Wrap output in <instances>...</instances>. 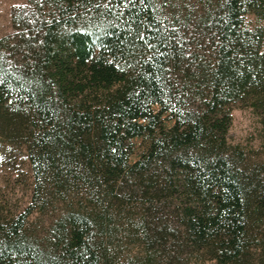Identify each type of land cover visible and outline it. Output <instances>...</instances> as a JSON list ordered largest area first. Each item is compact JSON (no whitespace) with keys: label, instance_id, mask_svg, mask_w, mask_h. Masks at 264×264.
<instances>
[{"label":"trees","instance_id":"1","mask_svg":"<svg viewBox=\"0 0 264 264\" xmlns=\"http://www.w3.org/2000/svg\"><path fill=\"white\" fill-rule=\"evenodd\" d=\"M12 25L0 141L39 174L52 150L119 185L104 230L77 238L74 217L48 258L0 190V264H264V165L228 138L248 107L264 148V0H28ZM91 64L108 78L76 99Z\"/></svg>","mask_w":264,"mask_h":264},{"label":"rangeland","instance_id":"2","mask_svg":"<svg viewBox=\"0 0 264 264\" xmlns=\"http://www.w3.org/2000/svg\"><path fill=\"white\" fill-rule=\"evenodd\" d=\"M27 1L0 0V38L14 32L13 10L26 5ZM247 18L251 25L255 24L253 15ZM108 75L99 65L91 64L84 81L74 93L75 98L82 97L93 84L108 78ZM232 114L229 141L243 147L251 162H263L264 165L259 117L250 108L240 105L234 107ZM134 141L136 148L132 160L138 158L146 146L142 138ZM0 154L5 158L0 168V190L22 208L31 207L32 213L20 238L41 257L57 254L60 229L74 217H82L89 222L87 228L75 235L77 238L86 232L101 233L104 230L106 211L119 180L93 175L85 167L67 164L52 150L45 156V171L42 174L30 165L24 149H12L1 140ZM8 159H11V164L6 163Z\"/></svg>","mask_w":264,"mask_h":264}]
</instances>
